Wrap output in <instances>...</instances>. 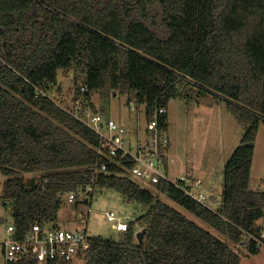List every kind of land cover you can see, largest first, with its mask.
Instances as JSON below:
<instances>
[{"label": "trees", "instance_id": "obj_1", "mask_svg": "<svg viewBox=\"0 0 264 264\" xmlns=\"http://www.w3.org/2000/svg\"><path fill=\"white\" fill-rule=\"evenodd\" d=\"M74 66L73 101L96 112L99 90L134 92L147 120L171 99L191 98L194 87L226 97L245 132L224 166L221 200L211 198L217 209L170 181L154 188L258 253L247 239L264 219V190L250 187L264 124V0H0V171L7 176L0 201L18 237L34 223L58 225L64 195L93 179L99 134L50 94L58 70ZM159 123L168 129L167 113ZM23 172L39 177L28 181ZM125 172L112 162L96 186L146 213L128 220L117 239L90 236L85 264H241L227 240Z\"/></svg>", "mask_w": 264, "mask_h": 264}, {"label": "rangeland", "instance_id": "obj_2", "mask_svg": "<svg viewBox=\"0 0 264 264\" xmlns=\"http://www.w3.org/2000/svg\"><path fill=\"white\" fill-rule=\"evenodd\" d=\"M75 66L58 70V83L50 89V94L64 107H73L75 96L74 85ZM191 98H174L167 105L169 120L168 134L170 147L168 150V175L176 179L181 174H193L202 177L207 185H212L214 196L221 200L223 190V172L226 161L241 143L245 132L244 126L228 110L225 96L214 91L193 88ZM92 101L106 117L117 120L127 129L126 139L135 148L139 138L147 136L148 120L145 114V105L139 104L136 95L121 93L119 90L94 91ZM137 109H132V106ZM108 132L107 128H104ZM253 161L250 187L255 190H264V124H261L257 139ZM134 150V149H133ZM28 181L39 177L37 173H21ZM133 180L145 188L154 191L163 201L180 209L188 217L199 224L211 229L242 254L241 264H264V249L258 253H251L240 248L228 237L209 226L167 195L157 191L148 182L137 176ZM7 178L0 171V193H3V183ZM87 232L90 236L102 235L105 237L119 238V231L113 228V221L108 219L107 213L114 211L124 220H130L146 213L147 206L128 201L124 195L111 188H97L91 198L90 204L83 207L68 201V194L64 195L62 207L59 211L57 224L66 228L80 226L79 218L83 212L88 211ZM2 213L5 221L0 223V264L5 263L3 242L10 233L8 226L13 223L10 208L3 206ZM264 225V219L258 222ZM144 221L137 224L141 229ZM71 264H85L84 259H76Z\"/></svg>", "mask_w": 264, "mask_h": 264}, {"label": "built area", "instance_id": "obj_3", "mask_svg": "<svg viewBox=\"0 0 264 264\" xmlns=\"http://www.w3.org/2000/svg\"><path fill=\"white\" fill-rule=\"evenodd\" d=\"M81 89L85 90V86ZM66 108L100 136L92 182L70 191L69 202L90 204L98 188L96 181L99 175L106 172L109 164L114 162L124 168V174L132 179V176H137L152 187L162 179L170 181L201 204L217 209L218 204L211 200L214 195L213 186L207 185L202 177L184 173L172 179L168 175V150L171 143L168 130H162L159 126V115L167 113V108L160 107L148 120L147 136L139 138L135 148L126 139L125 126L114 118L106 117L102 111H93L90 106H83L79 100L74 102L73 107ZM132 109L137 108L133 105ZM127 162L130 164L127 165ZM88 213L89 209L87 213H82L79 218L80 226L77 228L34 223L22 237L17 236L16 227L11 223L8 226L10 235L3 242L4 264H23L29 257L35 258L39 264H49L52 261L70 264L83 258L90 247ZM107 216L113 221V228L117 231L128 229V221L117 216L114 211L108 212ZM247 241H253L257 248L264 249V225L258 224L254 231L248 232Z\"/></svg>", "mask_w": 264, "mask_h": 264}, {"label": "water", "instance_id": "obj_4", "mask_svg": "<svg viewBox=\"0 0 264 264\" xmlns=\"http://www.w3.org/2000/svg\"><path fill=\"white\" fill-rule=\"evenodd\" d=\"M144 233H145V228L140 230L138 233H137V238L139 240L140 243H143L144 241Z\"/></svg>", "mask_w": 264, "mask_h": 264}, {"label": "crops", "instance_id": "obj_5", "mask_svg": "<svg viewBox=\"0 0 264 264\" xmlns=\"http://www.w3.org/2000/svg\"><path fill=\"white\" fill-rule=\"evenodd\" d=\"M168 112V111H167ZM256 150V149H255ZM2 195V192L0 193V196ZM2 207H3V205H2V203H1V201H0V223H2V222H4L5 221V216H4V214L2 213Z\"/></svg>", "mask_w": 264, "mask_h": 264}, {"label": "bare ground", "instance_id": "obj_6", "mask_svg": "<svg viewBox=\"0 0 264 264\" xmlns=\"http://www.w3.org/2000/svg\"><path fill=\"white\" fill-rule=\"evenodd\" d=\"M83 259V258H82Z\"/></svg>", "mask_w": 264, "mask_h": 264}]
</instances>
